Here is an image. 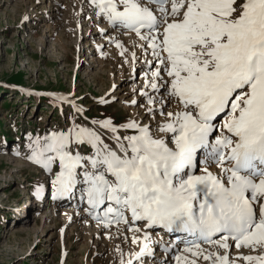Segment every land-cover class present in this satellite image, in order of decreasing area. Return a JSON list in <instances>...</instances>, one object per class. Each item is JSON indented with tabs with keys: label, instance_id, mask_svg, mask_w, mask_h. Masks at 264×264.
<instances>
[{
	"label": "snow or ice",
	"instance_id": "snow-or-ice-1",
	"mask_svg": "<svg viewBox=\"0 0 264 264\" xmlns=\"http://www.w3.org/2000/svg\"><path fill=\"white\" fill-rule=\"evenodd\" d=\"M89 3L151 56L139 94L156 130L133 118L120 125L93 119L91 126L74 119L66 130L29 137V160L49 173L58 163L53 198L81 185L96 220L124 224L132 233L124 240L136 248L125 255L118 247L120 264H145L154 244L178 249L154 241V226L186 234L175 264H264V0ZM113 42L126 56L124 44ZM130 56L125 62L135 64L136 52ZM161 89L157 99L152 93Z\"/></svg>",
	"mask_w": 264,
	"mask_h": 264
},
{
	"label": "rangeland",
	"instance_id": "rangeland-1",
	"mask_svg": "<svg viewBox=\"0 0 264 264\" xmlns=\"http://www.w3.org/2000/svg\"><path fill=\"white\" fill-rule=\"evenodd\" d=\"M113 32L89 0H0V264H120L117 248L125 255L136 248L115 226L100 228L79 207L71 211L59 204L52 211L47 201L58 163L49 173L28 159L29 137L66 130L74 119L91 126L93 119L120 125L133 118L151 123L155 132L157 121L139 94L151 56L136 39L121 56ZM133 51L135 64L126 63ZM152 94L159 99L164 90ZM59 96L84 111L77 113ZM104 136L115 146L110 133ZM156 259L145 258V264Z\"/></svg>",
	"mask_w": 264,
	"mask_h": 264
},
{
	"label": "bare ground",
	"instance_id": "bare-ground-1",
	"mask_svg": "<svg viewBox=\"0 0 264 264\" xmlns=\"http://www.w3.org/2000/svg\"><path fill=\"white\" fill-rule=\"evenodd\" d=\"M79 21V20H78ZM107 22V21H106ZM78 27H79V24H78ZM113 30L115 31V32H113V33H116V35L118 36L117 38H119V40L124 44V46H125V48H127L130 44H132V41L134 40V39H136V40H139L138 39V37H136L134 34H125V31L123 30V29H118V28H113ZM107 40V39H106ZM126 43H127V45H126ZM138 47H139V44H138ZM175 107V105L174 104H172V108H174ZM213 170L215 171V168H213ZM30 194L31 193H28L27 195H28V198H30ZM28 200V199H27ZM29 201V200H28ZM48 203H49V205L50 206H52V207H54L53 209H52V211H55L57 208L56 207H58L59 206V204H58V200L57 199H50V200H48L47 201ZM47 203V204H48ZM19 207H21L22 208V210L24 209H27V206L25 205V206H22L21 204H19ZM68 209H70L71 211H72V208H68ZM86 215H88V216H91V218H94V216L93 215H91L90 214V212L89 211H86ZM85 215V216H86ZM47 219V218H46ZM99 227L100 228H103L104 226H101V225H99ZM139 227H141V228H143L142 226H141V224H139ZM111 229V228H110ZM115 229H116V231L119 233V235L118 236H120V235H122V236H125L126 235V233H125V231L123 230V227H117V226H115ZM118 229H121L120 231H118ZM151 232V235H152V239L154 240V241H158V240H162V239H160V237H158L157 236V234L155 233V232H152V231H150ZM131 233V232H130ZM131 235H132V233H131ZM157 237V238H156ZM119 238V237H118ZM154 247V246H153ZM204 247H207V245H204ZM183 248H184V245L182 246V250H183ZM230 251H231V253H232V251H234L233 253H232V256L233 257H235L236 256V254H237V252L238 251H240V250H237V249H235V247H233V248H231L230 249ZM245 254H247L248 253V249H243L242 250ZM172 252H174V248L172 249ZM163 255H165V253H164V251H163ZM203 263V261H201V264ZM154 264V263H153ZM204 264V263H203Z\"/></svg>",
	"mask_w": 264,
	"mask_h": 264
}]
</instances>
